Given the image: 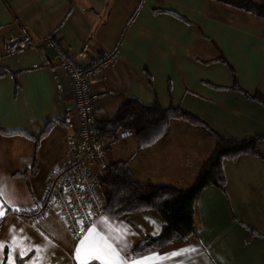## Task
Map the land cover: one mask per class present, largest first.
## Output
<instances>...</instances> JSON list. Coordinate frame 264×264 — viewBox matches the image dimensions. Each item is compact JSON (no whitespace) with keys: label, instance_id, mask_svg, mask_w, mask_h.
I'll list each match as a JSON object with an SVG mask.
<instances>
[{"label":"crops","instance_id":"0c3cea01","mask_svg":"<svg viewBox=\"0 0 264 264\" xmlns=\"http://www.w3.org/2000/svg\"><path fill=\"white\" fill-rule=\"evenodd\" d=\"M22 26L36 40L54 33L82 64L118 49L96 85L97 117L112 116L135 98L180 106L222 136L245 138L264 134V104L233 86L264 94V18L216 0H0V241L11 243L15 235L17 252L30 249L16 264H79L75 250L94 225L119 247L123 230L129 246L122 255L130 264L144 258L148 264H264V157L253 154L223 160L225 187L203 190L187 243L135 253L146 235L162 231L164 220L151 209L98 215L79 239L56 204L37 223L11 215V208L40 202L66 160L67 136H79L81 128L68 109L70 77L47 66L38 49L5 44ZM46 49L54 58V48ZM50 123L37 147L32 136ZM215 143L202 127L174 118L160 141L139 149L134 136L118 140L109 159L133 156L140 180L186 188Z\"/></svg>","mask_w":264,"mask_h":264},{"label":"trees","instance_id":"16d2710c","mask_svg":"<svg viewBox=\"0 0 264 264\" xmlns=\"http://www.w3.org/2000/svg\"><path fill=\"white\" fill-rule=\"evenodd\" d=\"M216 1L264 18V0ZM233 88L264 104L263 93L244 91L238 82ZM174 118H183L202 127L210 132L216 141L213 152L200 165L189 187L156 185L140 180L131 168L133 156L128 159H109L106 172L98 177V185L106 202L104 213L111 217H121L151 209L159 213L164 220L161 233L146 235L137 244L135 253L148 248L162 249L175 243L190 242L196 233L195 204L199 196L208 186L225 187L223 160H235L243 154L264 157V134L245 138L225 137L180 106L164 107L159 102L145 103L130 98L122 103L117 113L104 119L98 117V120L107 132L133 130L138 148L143 149L160 141L170 130ZM53 125L54 123L48 124L39 136H32L37 147ZM35 167L31 170L35 171ZM23 260L20 258L19 262Z\"/></svg>","mask_w":264,"mask_h":264},{"label":"built area","instance_id":"2783aa9c","mask_svg":"<svg viewBox=\"0 0 264 264\" xmlns=\"http://www.w3.org/2000/svg\"><path fill=\"white\" fill-rule=\"evenodd\" d=\"M5 44L12 50L25 45L38 49L47 66L70 77L74 102L68 109L81 124L79 136H67L66 160L50 175L40 202L29 208H11L10 214L37 223L56 204L70 231L79 239L93 225L96 217L104 214L106 202L98 177L107 170L111 146L118 140L134 136L130 129L107 132L96 113L100 97L96 85L117 59L118 49L105 51L91 62L82 64L64 47L57 35L50 33L36 40L25 26L18 32H11L5 38ZM47 46L54 48V58L47 54Z\"/></svg>","mask_w":264,"mask_h":264},{"label":"snow or ice","instance_id":"6c2138e0","mask_svg":"<svg viewBox=\"0 0 264 264\" xmlns=\"http://www.w3.org/2000/svg\"><path fill=\"white\" fill-rule=\"evenodd\" d=\"M5 213L0 211V219ZM102 222H107V217H101ZM153 223H155L153 221ZM118 239L124 241L123 246L119 247L111 237L97 231V226H93L75 250L76 259L79 264H89L90 261H99L100 264H130L129 260L122 255L128 248V241L123 230L118 234ZM17 250L16 237L13 235L11 243L0 241V264H16V260L27 255L30 249ZM15 253V255H14ZM180 252H173V256L180 255ZM131 264H148V258L132 260Z\"/></svg>","mask_w":264,"mask_h":264},{"label":"rangeland","instance_id":"374dc122","mask_svg":"<svg viewBox=\"0 0 264 264\" xmlns=\"http://www.w3.org/2000/svg\"><path fill=\"white\" fill-rule=\"evenodd\" d=\"M123 154H124V153H123V151H122V154H118V157H119V156H123ZM113 155L116 156V150H114ZM124 156H125V155H124ZM119 158H120V157H119Z\"/></svg>","mask_w":264,"mask_h":264}]
</instances>
